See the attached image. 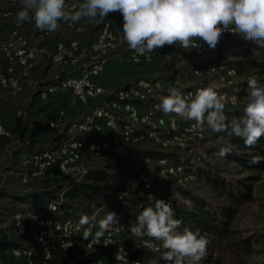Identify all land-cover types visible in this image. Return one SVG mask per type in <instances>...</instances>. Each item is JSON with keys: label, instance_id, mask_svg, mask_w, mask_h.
Returning <instances> with one entry per match:
<instances>
[{"label": "built area", "instance_id": "built-area-1", "mask_svg": "<svg viewBox=\"0 0 264 264\" xmlns=\"http://www.w3.org/2000/svg\"><path fill=\"white\" fill-rule=\"evenodd\" d=\"M3 0H0V3ZM10 8H0V21L11 19V26L7 34L0 30V56L3 69L0 71V90L11 95L17 94L24 82L32 88L36 82L29 79L30 73L42 59L46 58L51 66L60 68L54 77L53 83L41 85L34 98L37 103L49 102L52 98L58 101L63 97L67 102L66 107L74 105L85 106L90 101L97 104L88 114H83L80 119H70L60 122L67 113V108H58L55 119L47 121V126L58 133L62 132L60 141L50 148L43 149L33 154H22L19 157L17 176L19 184L29 186L49 180L54 184H70L82 180L88 168L83 162V154L123 155L124 152L136 149L143 143H151L161 150L176 149L187 150V164L185 158L160 159L159 174L171 177L176 185L186 186L196 180L194 173L196 164L200 159L199 142L206 138L207 128L201 132L193 127L194 121L185 120L175 113L165 114L158 110L160 97L168 95V89L180 90L188 100L195 98L197 90L215 84L222 102L226 108L237 107L240 99L238 93V78L236 72L229 65L231 61L229 52L234 46L233 41L242 35L230 32L223 33L215 47L219 50L220 60L204 65H195L192 74L205 80L203 87H178L176 77L168 80L161 78H141L131 82L128 86L112 87L100 82L101 74L110 62L119 65L131 64L134 66L149 65L154 62L169 60L172 54H190L198 51L207 44L197 41L198 48L184 49L179 43L174 46L165 45L156 49L150 56H141L129 48L123 39V17L121 15L118 26L113 24L112 18L117 13H111L100 22L92 34L91 39L71 38L57 40L55 46L49 51L36 47L30 43L25 29L28 21L20 22L13 11L22 0H5ZM83 0H66L67 10L72 11L73 6L79 5ZM12 16V17H11ZM84 22L93 25L94 21L81 19L78 22H64L59 24L77 35L85 36L87 31ZM42 34H47L43 31ZM188 56H183V59ZM170 85L169 88H164ZM22 111L15 115L21 116ZM109 133L105 139L89 140L94 134ZM0 138L14 140V135L0 120ZM144 163H149V158L138 157ZM7 155L0 154V161L6 160ZM190 168V170H187ZM152 176L140 173L136 177L126 176L123 186L126 189L141 188L149 190ZM63 192L59 193L56 201H51L46 206V211L56 212L58 205L63 201ZM148 201L155 199L153 194H148ZM141 208V204L138 206ZM98 210L90 216L89 228L92 236L98 230ZM45 211L40 213L17 212L13 215L12 227L19 238L21 247L9 250V256L15 260L14 264H36L33 255L40 250L37 264H50L54 257L72 250H80L88 257V264H106V255L97 252L113 247L112 259L117 264H141L138 248H143L150 253H157L160 248L158 241L148 237L138 238L132 234L129 227L133 220H126L123 224L114 226L105 232L98 243L92 236L83 238L84 228L78 227L80 219L72 218L55 219L45 218ZM129 239H134L130 245Z\"/></svg>", "mask_w": 264, "mask_h": 264}, {"label": "trees", "instance_id": "trees-1", "mask_svg": "<svg viewBox=\"0 0 264 264\" xmlns=\"http://www.w3.org/2000/svg\"><path fill=\"white\" fill-rule=\"evenodd\" d=\"M118 21L121 14H117ZM100 22L94 21L90 25L87 39H91L92 34L98 28ZM245 50L244 56L231 60L229 65L233 67L238 78V93L240 96H246L248 93V79L251 76H258L259 81L264 85V44L246 40L241 36L233 41ZM173 66V59L162 62H154L149 65H139L143 68L140 73L133 78L136 81L141 78H149L148 74L162 73L168 71ZM147 69V70H145ZM54 79V78H53ZM53 79L37 80L32 100L27 105L29 114L35 116L44 113L45 119L36 122L30 138L25 139L17 148L19 157L22 154H33L49 146L56 145L62 136V132L49 128L47 121L55 119L57 115V106L53 101L37 104L34 96L41 85L53 83ZM102 84L105 82L100 81ZM131 82L126 83L128 86ZM105 85V84H104ZM97 103L90 101L87 105L88 114L92 111ZM37 105V108L35 107ZM81 106V105H77ZM225 114L231 117H239L243 115L239 110H227ZM20 118V117H17ZM21 129L26 130V125ZM110 136L109 133L94 134L89 140L105 139ZM231 144L232 151L226 157L217 155L219 148ZM153 145L144 149H137L127 154L112 156L106 161L88 166L87 174L82 180L67 185L54 184L50 181L43 182L37 187L31 188L23 195H12L8 191L0 188V199L9 197L17 204L23 205L19 212L40 213L45 211V218L80 219L82 216H90L94 211L98 210L99 220L104 217L107 212H115L119 217V225L130 219L136 221L137 215L147 206L154 205L155 200L163 199L170 202L175 212V218L182 221L180 230L188 227L192 230L199 229L201 234H207L210 243L207 246V253L199 262V264H224L219 256L220 251H226L232 262L235 264H249L248 258L252 255V238L242 236L234 227L236 218V207L253 200L252 187L254 182L260 180L261 173L264 171V160L258 164H252L251 160L254 156L264 157V136L260 138L258 143L249 148L246 147L243 140L231 136L224 142L200 150V159L196 164L194 173L196 180L201 182L212 194L213 198L220 199V202L214 203L213 200L207 199L206 196L198 194L195 190L186 186L176 185L171 177H163L159 174V165L157 161L160 159H172L184 157V164H187L189 158L186 159L187 150L166 149L161 150ZM50 148V147H49ZM141 158H149L151 162L144 163ZM12 155L8 161L14 163ZM231 162L241 171L248 175L243 178L228 179L224 175V170L220 166L219 161ZM13 161V162H12ZM9 167V166H8ZM187 170H190L188 168ZM140 173H147L152 176V183L149 190L141 188L126 189L123 181L126 176L136 177ZM63 192V201L58 205L56 212L46 211V206L51 201L58 199L59 193ZM148 194H153L154 200L148 201ZM141 204V208L138 206ZM16 210L13 215L16 214ZM117 226V225H116ZM134 239H129L127 244L130 245ZM17 240H9L0 242V256L4 263L14 264L10 256L3 254L13 248L21 247ZM160 251H163L160 249ZM160 251L157 253L155 260L148 264H170V262L161 259ZM113 247L99 254L106 255V263L117 264L111 257ZM40 257V250H36L33 260L37 264ZM68 259H58L54 264H67ZM52 262H50L51 264ZM185 264H189L186 260Z\"/></svg>", "mask_w": 264, "mask_h": 264}, {"label": "clouds", "instance_id": "clouds-1", "mask_svg": "<svg viewBox=\"0 0 264 264\" xmlns=\"http://www.w3.org/2000/svg\"><path fill=\"white\" fill-rule=\"evenodd\" d=\"M123 17V39L130 49L141 56H150L156 49L179 43L184 49L200 47L202 41L215 49L223 33L240 34L244 39L264 44V0H83L69 11L66 0H22L16 13L20 22H33L40 31L55 32L59 22L81 19L103 22L111 13ZM248 93L243 115L231 119L225 114L223 97L215 84L197 90L195 98L188 100L176 89L160 97L156 105L165 114L175 113L185 120L194 121L193 127L203 132L227 133L243 140L246 147L255 146L264 136V85L258 76L248 79ZM232 151L228 144L219 148L217 155L226 157ZM264 160L254 156L252 164ZM84 215L78 227L90 224ZM94 236L84 228L83 238L98 243L105 232L119 225L115 212H107L98 222ZM175 218L170 202L155 200L137 215L129 230L138 238L148 237L160 242L161 259L170 264H199L207 253L210 240L199 229L184 227Z\"/></svg>", "mask_w": 264, "mask_h": 264}, {"label": "rangeland", "instance_id": "rangeland-1", "mask_svg": "<svg viewBox=\"0 0 264 264\" xmlns=\"http://www.w3.org/2000/svg\"><path fill=\"white\" fill-rule=\"evenodd\" d=\"M22 2L18 4L16 7H13V11L18 12L21 10ZM0 8H10L5 0L2 1L0 4ZM16 14V13H14ZM117 12L113 18V24L118 26L119 21ZM12 17V16H11ZM86 26V33L85 36L77 35L71 30H67L63 26L59 24V28L55 32H47V34H42V31L36 29L34 21L27 22L25 26H28V29H25L27 37L30 43L34 44L36 47L43 48L46 51H49L53 46H55V42L57 40H68L71 38H83L87 37L90 25L84 22ZM11 26V19H2L0 21V30L7 34L8 29ZM26 26V27H27ZM245 49L238 44H234L229 52V56L231 60L236 58L245 57L244 51ZM219 50L211 49L208 46L203 47L198 51H194L191 54L189 52L186 53H178L172 54L171 59H173V66L170 70L164 71L158 74H148L147 77L149 78H161L162 80H168L170 77H176L178 81V87L185 88V87H203L206 84L205 80L201 78H197L192 74V68L195 65H204L213 62H218L220 60ZM183 56H188V58L183 59ZM168 61V60H167ZM140 70L143 68H139L137 66L131 64H123L119 65L115 62H110L107 66L106 70L101 74L100 79L102 82H105V85H109L112 87L117 86H124L128 82H132L133 78L138 74L144 75L146 73H140ZM147 70V69H145ZM60 68L57 66H51L46 58L42 59L40 64L36 66V68L30 73L29 79L33 80L34 82L40 81V79L50 80L53 79L59 72ZM170 85H166L164 88H169ZM32 93H34V89L27 85L26 82L22 84L21 90L15 94L11 95L4 90H0V120L2 124L9 129L12 134L14 135V140H5L0 138V154H6L7 159L4 161H0V188L8 191L12 195H23L24 193L28 192L31 188L37 187L42 182L30 184L29 186H23L18 182L17 176V169L19 165V153L16 154L17 148L22 142L30 138V135L35 127V124L38 120L36 115L33 116L28 113L27 105L32 100ZM247 96V95H246ZM245 96V97H246ZM56 101L57 109L67 108L66 107V100L63 97H60ZM50 101H55L52 98ZM39 104V103H37ZM246 100L245 98L240 99L237 107L235 108H226L227 110H239L243 113V109L245 107ZM37 108V105L35 106ZM87 106H77L74 105L73 107L67 108V113L60 122L67 121L70 119H80L84 112L88 111ZM17 111H22L20 118H17L15 113ZM2 112L9 116L7 117L9 125L7 122L5 124L4 119H2ZM9 114V115H8ZM45 119V118H44ZM26 125V130L21 129L22 126ZM15 127V128H14ZM231 138V135L227 133H214L210 129L207 130L206 138L199 142V148L204 150L207 147L216 145L219 142H224L227 139ZM52 147V146H49ZM147 147H153L151 143H143L140 147L130 150L128 152H124L127 154L131 151L137 149H144ZM155 148V146H154ZM201 152V151H200ZM12 155V160L14 163L10 164L8 158ZM112 155L109 153L107 154H99V155H90V154H83V162L87 166L101 163L106 161L108 158H111ZM12 161V162H13ZM220 166L224 170V175L226 178L232 180L235 178H243L246 177L248 174L241 169L237 168L231 162H224L222 160H218ZM9 166V167H8ZM260 180L254 182L252 187L253 192V200L250 202H246L236 207V218L234 221V227L239 231L242 236L252 238V255L248 258L249 264H264V171L261 173ZM49 180H45L43 182H47ZM188 187L195 190L198 194L206 196L207 199L213 200L214 203L220 202V199L213 198L212 194H210L209 190L198 181H194L188 184ZM23 207V205L17 204L14 200L9 197H3L0 199V242L9 241V240H17L19 242L18 236L14 233L12 227V220H13V212H19ZM160 244V242H158ZM140 257H141V264H148L155 260L157 254L150 253L143 248H138ZM163 250V249H162ZM3 254L9 256V252L6 251ZM219 256L221 257L224 264H235L232 262L230 255L226 251H220ZM68 259L67 264H88L89 260L88 257L85 256V253L78 250H72L65 254L56 256L51 261V264L58 261V259ZM0 264H8L4 263L1 260L0 256ZM108 264V263H106Z\"/></svg>", "mask_w": 264, "mask_h": 264}, {"label": "crops", "instance_id": "crops-1", "mask_svg": "<svg viewBox=\"0 0 264 264\" xmlns=\"http://www.w3.org/2000/svg\"><path fill=\"white\" fill-rule=\"evenodd\" d=\"M2 3V2H1ZM0 3V4H1ZM9 30V29H8ZM4 35H6V34H4ZM3 61L4 60H2V58H1V56H0V71L3 69ZM100 81H101V79H100ZM9 115V114H8ZM2 119H4V122H5V124H6V122H7V125H9L10 123H8V121H7V117H9V116H7L6 115V112L5 113H3L2 112ZM17 117H20V116H17ZM36 117L38 118V119H43L44 117H45V115H44V113H40V114H38V115H36ZM15 128V127H14ZM55 146V145H54ZM49 148V147H48Z\"/></svg>", "mask_w": 264, "mask_h": 264}]
</instances>
